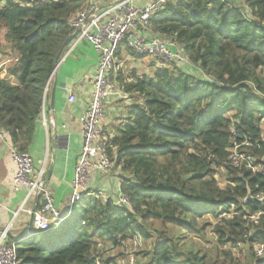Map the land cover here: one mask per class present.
Segmentation results:
<instances>
[{
	"label": "trees",
	"instance_id": "obj_1",
	"mask_svg": "<svg viewBox=\"0 0 264 264\" xmlns=\"http://www.w3.org/2000/svg\"><path fill=\"white\" fill-rule=\"evenodd\" d=\"M235 2L176 0L155 15L154 33L178 40L194 67L162 64L124 84L139 98L110 139L109 154L131 206L84 192L58 227L17 240L18 264H98L99 243L119 246L138 233L151 238L145 225L155 221L163 227L144 253L147 264H233L230 251L228 263H218L189 245L190 235L204 238L199 221L206 216L219 221V242L246 247V264H264L256 249L264 245V214L258 223L252 218L264 213V200L246 201L249 192L264 197V172L235 168L229 159L236 141L264 165V0H245V8ZM87 3L0 0V51L10 59L0 70V127L21 151L33 141L56 57L72 34L69 22ZM221 166L232 182L224 189L213 169Z\"/></svg>",
	"mask_w": 264,
	"mask_h": 264
},
{
	"label": "crops",
	"instance_id": "obj_2",
	"mask_svg": "<svg viewBox=\"0 0 264 264\" xmlns=\"http://www.w3.org/2000/svg\"><path fill=\"white\" fill-rule=\"evenodd\" d=\"M152 1L135 0L134 2L146 5ZM106 4L105 0L99 1L100 7ZM139 32L148 35L154 31L151 27L150 29L140 28ZM123 46L127 47L126 44L121 47ZM129 49L127 47L125 51V48H120L116 69L110 73V79L117 89L104 102V115L100 121L101 127L110 139L115 136L116 128L128 117L130 106L139 98L136 92H127L124 84L132 81L134 74L138 76L141 74L133 70L126 81H123L121 75V68L124 71L126 65L137 69L144 66L137 58L139 56ZM150 59L157 62L158 65L153 67L156 71L161 64L157 59ZM98 63L99 53L90 42L80 41L75 44L73 39L56 67L49 91L44 98L41 118L37 121L34 138L28 150L33 155L36 174L45 168V181L64 216L71 212L70 192L73 190L75 169L83 145L81 116L92 98ZM144 74L149 73L146 71L142 75ZM5 77L12 83H18L14 76L6 75ZM70 95L75 96L74 102L70 101ZM52 102H54L53 106ZM13 148L16 147L8 136L0 144V235L9 227L8 241L10 242L32 237L27 235L31 214L20 211L17 215L16 212L21 207L33 210L43 203L38 196L26 202L28 189L23 186L18 189L14 187L16 165L11 156ZM120 173L119 167L108 174L93 171L87 188L90 191H98L104 199L116 201L121 195Z\"/></svg>",
	"mask_w": 264,
	"mask_h": 264
},
{
	"label": "built area",
	"instance_id": "obj_3",
	"mask_svg": "<svg viewBox=\"0 0 264 264\" xmlns=\"http://www.w3.org/2000/svg\"><path fill=\"white\" fill-rule=\"evenodd\" d=\"M99 1L88 0L87 5L77 11L69 22L72 33L77 32L74 43L90 42L99 53L98 68L94 77V91L89 106L81 116L83 145L75 169L72 203L79 201L83 193L89 191L87 184L91 172L100 171L108 174L115 169V162L109 154L110 137L105 134L100 121L104 115V102L117 89L110 79V73L116 69L117 54L121 46L126 44L132 52L157 59L161 65L176 62L179 65L194 67L180 43L165 40L154 32L148 35L139 32L140 28L150 29L155 15L169 2L176 0H153L146 5L136 4L135 0H105L107 4L103 7L99 6ZM238 1L245 4V0ZM9 61L10 59H5L0 51V70L4 69ZM203 75L208 78L207 75ZM69 99L74 102L75 96L70 95ZM6 137V131L0 127V144ZM262 138L264 140V130ZM239 148L240 144L234 141L229 149L231 165L241 169L245 164L252 171L264 172L263 164L256 165L255 159L244 152L238 153ZM11 156L16 165L14 187L18 189L23 186L28 189L26 202L34 196L46 202L35 210L34 228L36 232L58 227L66 216L61 213L54 194L45 181V168L36 174L33 155L28 151L13 148ZM116 201L118 204L131 206L130 197L123 193ZM20 211H26L29 214L33 212L32 209L21 207L16 214L18 215ZM263 214L256 213L252 215V218L258 223ZM8 233L9 227L4 229L0 235V264H18V243L8 241ZM141 239L140 233L135 234L136 243ZM257 255H264V245L257 248Z\"/></svg>",
	"mask_w": 264,
	"mask_h": 264
},
{
	"label": "rangeland",
	"instance_id": "obj_4",
	"mask_svg": "<svg viewBox=\"0 0 264 264\" xmlns=\"http://www.w3.org/2000/svg\"><path fill=\"white\" fill-rule=\"evenodd\" d=\"M236 5H238L241 8H245L243 4L239 2H235ZM3 30L0 29V35H3ZM170 40L175 41L173 38H169ZM177 43H180L178 40L175 41ZM181 44V43H180ZM121 48H125V51H127V47L123 46ZM118 56H120V53L118 52ZM137 57L144 66L140 68H132L131 65H126L124 68V71L121 68V75L123 81L127 80V76L132 73L133 70L137 71L138 74H143V72L154 74L153 67L155 65H158L156 61L151 60L150 58H146L145 56L138 55ZM158 61V60H157ZM116 74V73H115ZM120 76V75H119ZM138 97V96H135ZM248 153L249 150L245 148L243 151L238 150V153ZM245 153V154H246ZM243 159H241V163H243ZM216 171V179L218 181V185L220 188H227L229 185H232V182L229 180V172L228 169L225 166L221 167H213ZM224 217V216H222ZM225 217H229L228 215ZM219 221L211 216H206L204 219L199 221V227L203 228L204 238H198L194 237L193 235H190L189 237V245L192 246V249L195 251H199L201 254H206L209 257H211L213 260L218 259V263H228L226 261V257L224 252L230 251L232 254V257L234 258L233 261L229 260L233 264H246L248 263V256L250 255L247 251L246 247L240 248V247H232L229 244H222L219 242V237L215 233V226L217 225ZM147 228H149V231L151 233V238H145L144 235H142V239L136 243L134 239H125L122 240L121 245L115 246L108 242H101L98 244L96 255L99 258L98 264H102L100 260L103 259V261L111 260V263L108 264H147L149 262V257H147L144 253L151 250L154 243L158 240L159 237V231L158 229H162L163 224L160 221L150 222L145 225ZM170 229L176 230L175 227L169 226ZM177 233L176 231H174ZM193 242V244H191ZM261 246L257 245L256 249ZM248 255V256H247Z\"/></svg>",
	"mask_w": 264,
	"mask_h": 264
},
{
	"label": "water",
	"instance_id": "obj_5",
	"mask_svg": "<svg viewBox=\"0 0 264 264\" xmlns=\"http://www.w3.org/2000/svg\"><path fill=\"white\" fill-rule=\"evenodd\" d=\"M77 32L75 33H72L64 42V44L62 45L57 57H56V67L59 65L61 59H62V56L65 52V49L72 43L73 39L75 38V35H76ZM54 105V102H52V106ZM51 172V171H50ZM49 178H50V173H49ZM71 196H70V207L72 208L74 203H72V195H73V190L70 192ZM255 201V200H259V201H263L264 200V197H255L252 195L251 192L248 193L247 195V198H246V201ZM46 202L43 201V204H45ZM37 207H35L33 209V212L31 214V218H30V224H29V227H28V230H27V235H32L33 233L36 232L35 228H34V217H35V210H36ZM70 214L72 213V209L70 210ZM69 215H67L66 217H64L63 220H65Z\"/></svg>",
	"mask_w": 264,
	"mask_h": 264
}]
</instances>
